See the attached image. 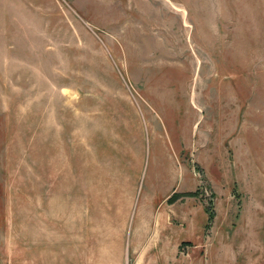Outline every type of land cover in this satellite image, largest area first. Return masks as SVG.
<instances>
[{"label":"rangeland","instance_id":"374dc122","mask_svg":"<svg viewBox=\"0 0 264 264\" xmlns=\"http://www.w3.org/2000/svg\"><path fill=\"white\" fill-rule=\"evenodd\" d=\"M259 121L264 0H0L1 264L52 215L43 169L188 167L212 217L206 168L249 167Z\"/></svg>","mask_w":264,"mask_h":264},{"label":"crops","instance_id":"0c3cea01","mask_svg":"<svg viewBox=\"0 0 264 264\" xmlns=\"http://www.w3.org/2000/svg\"><path fill=\"white\" fill-rule=\"evenodd\" d=\"M255 126L243 133L258 147L249 167L228 181L206 168L218 193L212 217L188 167L43 169L52 215L22 240L23 264H264V121Z\"/></svg>","mask_w":264,"mask_h":264}]
</instances>
